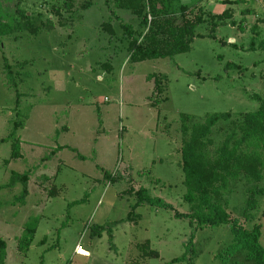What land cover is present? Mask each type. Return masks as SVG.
Masks as SVG:
<instances>
[{
    "label": "rangeland",
    "instance_id": "rangeland-1",
    "mask_svg": "<svg viewBox=\"0 0 264 264\" xmlns=\"http://www.w3.org/2000/svg\"><path fill=\"white\" fill-rule=\"evenodd\" d=\"M55 3L22 5L53 21V30L0 38V236L8 244L6 264H250L245 252L236 260L225 254L234 243L230 228L196 231L176 212L190 213L182 117L204 123L214 114L256 112L264 102V51L250 50L257 33L264 39V0H180L176 8L197 4L215 15L230 10L233 23L220 25L215 38L208 36L209 25H201L190 52L144 62L130 61L131 38L123 26L131 25L142 40V20L118 10L114 0H74L73 26L60 25L66 20ZM15 4L0 0V16L14 21ZM157 81L161 93L155 92ZM217 127L213 149L223 140ZM17 142L20 156L14 159ZM13 172L30 173L27 195L21 183L13 184ZM255 185L243 178L230 187L225 198L234 218L244 220L248 189ZM259 185L264 188V180ZM132 186L173 209L142 205L128 219L137 199L123 193ZM251 216L244 225H262L264 246V194ZM104 225L112 227V242L108 232L92 237L94 227ZM27 226L37 230L29 248L21 249ZM146 242L158 257H142L137 245Z\"/></svg>",
    "mask_w": 264,
    "mask_h": 264
},
{
    "label": "trees",
    "instance_id": "trees-1",
    "mask_svg": "<svg viewBox=\"0 0 264 264\" xmlns=\"http://www.w3.org/2000/svg\"><path fill=\"white\" fill-rule=\"evenodd\" d=\"M15 1V23L5 16H0V38L11 36L17 31H27L37 35L43 31L54 29L53 21H44L41 16H33L22 9L25 0ZM180 0H114L118 10L130 12L137 19L142 20L145 34L140 40L136 37V31L131 25L124 24V28L131 38L129 53L131 62H144L148 60L168 59L191 51L196 30L201 25H209L211 33L209 37L215 38V32L220 25L227 21L233 23V14L230 10L215 15L206 11L200 5L179 6ZM61 3L57 13L61 12L66 21L61 26L74 25L76 18L74 0H55ZM55 3V4H56ZM84 7V5H83ZM91 3L84 8L89 10ZM69 17H64L65 13ZM117 19L118 14L114 12ZM106 28L113 33V27L109 23ZM257 38L251 41V51L257 50V46L264 51V39ZM204 37V36H202ZM238 68L228 64L227 69ZM155 92L162 91V83L156 82ZM260 99L259 96H256ZM189 116L182 117L183 146L181 149L183 168L185 174L184 185L186 192L184 200L190 205V213L187 215L176 212V217L187 218L195 230L201 228H215L226 226L231 229L234 243L230 245L225 254L236 260L238 254L246 253V261L250 264H264V246L261 243L263 227L255 224L253 228H247L244 222L252 220L251 212L258 207V198L264 194V188L259 183L264 180V102L253 113L234 115L231 112L214 114L204 123L193 122ZM220 125V133L223 140L215 147L213 129ZM18 123L16 128H18ZM218 128V127H217ZM18 141V140H17ZM19 142V141H18ZM15 144L14 159H19L20 145ZM248 183H256L253 189H248L246 208L241 218H234L229 212V202L225 196L230 192L233 184L242 179ZM30 173L19 175L13 172V184L21 183L24 186V195L28 194ZM116 180L114 179L113 182ZM124 196H136L137 203L133 207L128 219H132L135 210L142 205L151 207L173 209V206L162 199L153 198L145 188L132 186L123 193ZM243 220V221H242ZM37 227L27 226L21 242V249H28ZM108 232L110 242L113 241L112 227L97 226L92 230V237H101ZM26 236V237H25ZM192 240V239H191ZM112 249L116 246L112 243ZM137 248L145 259L158 257L159 254L151 250L150 242L138 244ZM8 256V244L0 236V264H6ZM223 257V256H222ZM180 259L173 260L178 263ZM139 264V263H136Z\"/></svg>",
    "mask_w": 264,
    "mask_h": 264
},
{
    "label": "built area",
    "instance_id": "built-area-1",
    "mask_svg": "<svg viewBox=\"0 0 264 264\" xmlns=\"http://www.w3.org/2000/svg\"><path fill=\"white\" fill-rule=\"evenodd\" d=\"M82 249H83V248L79 246V248H78V250H77V253H78L79 255H81V254H80V250H82Z\"/></svg>",
    "mask_w": 264,
    "mask_h": 264
},
{
    "label": "crops",
    "instance_id": "crops-1",
    "mask_svg": "<svg viewBox=\"0 0 264 264\" xmlns=\"http://www.w3.org/2000/svg\"><path fill=\"white\" fill-rule=\"evenodd\" d=\"M87 253H88V256H84V257H89L90 256V253L88 252V251H86ZM79 255V254H78ZM81 256H83V255H81Z\"/></svg>",
    "mask_w": 264,
    "mask_h": 264
}]
</instances>
